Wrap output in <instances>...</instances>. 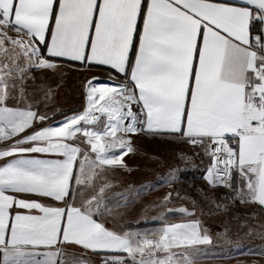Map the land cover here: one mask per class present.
<instances>
[{
    "label": "crops",
    "instance_id": "0c3cea01",
    "mask_svg": "<svg viewBox=\"0 0 264 264\" xmlns=\"http://www.w3.org/2000/svg\"><path fill=\"white\" fill-rule=\"evenodd\" d=\"M53 2L16 0L17 14L10 17L12 0H0L5 12L0 21L22 39V51L25 45L34 51L30 65L26 61L15 63L14 77L11 67L5 70L0 62V144H4L0 147V264H105L106 258L139 264H264L257 256L235 263L232 253H219L199 221L185 218L191 215L176 210L177 206H161L155 200L162 198L154 194L139 204L126 197L118 200L124 194L120 191L113 198L114 205L104 206L74 191L76 176L87 163L80 158L85 150L73 136L60 137L53 121H43L54 110L58 88L66 77L76 76L77 87L90 83L93 91L107 83L95 82L97 78L124 83L123 75L97 65L125 67L137 5L135 0H121L119 6L113 0H100L97 9L95 0H58L52 18ZM232 8L236 11H229ZM166 11L180 18L185 31L179 52L163 57L169 67L168 119H153L152 126L173 128V135L185 138L228 136L237 156V185L246 189L251 201L264 212V134L250 126L258 115L251 97L262 87L253 66L262 62L263 56L251 48L255 35L248 29L249 10L211 0L198 4L176 0ZM224 17L229 18L227 22ZM201 24L204 31L196 68L199 82L193 84V99L185 114V90ZM42 44L47 56L68 61L42 57ZM228 68L231 72H226ZM206 75L213 84L210 99L203 93ZM22 83L24 90L36 86V93L14 89L13 94H7L8 88H19ZM127 85L132 103L135 94L132 84ZM113 199L106 196L104 200L111 203ZM13 206L18 209L11 214L17 232L5 235L3 228ZM118 207L120 211H112ZM158 215L164 219H155ZM20 239L28 242L16 243ZM17 249L23 255H16Z\"/></svg>",
    "mask_w": 264,
    "mask_h": 264
},
{
    "label": "rangeland",
    "instance_id": "374dc122",
    "mask_svg": "<svg viewBox=\"0 0 264 264\" xmlns=\"http://www.w3.org/2000/svg\"><path fill=\"white\" fill-rule=\"evenodd\" d=\"M22 46L16 32L0 21V62L5 70L11 67V77L15 63L34 62L31 57L34 51L27 45L22 51ZM114 80L112 87L104 83L93 91L90 83L77 87L76 76L66 77L58 88L54 110L43 121H53L52 125L60 129V137L73 136L85 150L80 158L87 163L76 176L74 191L93 197L104 206L114 205L113 198L120 191L124 194L118 200L126 197L139 204L154 194L162 198L156 203L177 206L176 210L191 215L185 218L199 221L212 246L219 253H232L235 263L249 256H257L264 262V212L243 187L237 185L228 190L230 187L212 186L207 141L173 134L163 138L146 134L139 119L128 116L132 110L128 85L122 90L123 81ZM23 86L22 83L6 92L10 95L15 89L36 93V86H28L26 90ZM106 196L113 201L104 200ZM112 211H120V207ZM155 219L164 217L158 215Z\"/></svg>",
    "mask_w": 264,
    "mask_h": 264
},
{
    "label": "snow or ice",
    "instance_id": "6c2138e0",
    "mask_svg": "<svg viewBox=\"0 0 264 264\" xmlns=\"http://www.w3.org/2000/svg\"><path fill=\"white\" fill-rule=\"evenodd\" d=\"M114 4L119 6L121 0H113ZM201 0H193V4L200 3ZM214 4L240 6L248 9V29L250 34H254L257 38L258 47L264 46V0H211ZM16 0H12L13 10L8 13L11 17L16 15ZM58 0H54L51 16L56 15V4ZM137 12L134 23L131 28L130 39L128 40L126 54L124 55L125 67L117 69L115 65L100 64L99 66L107 67L110 71H116L117 75H123L125 81L121 84L123 90L127 84H132V92L135 98L132 101L131 111L128 116L132 119H139L141 126L145 123L149 125L142 130L150 133L154 138H163L175 133V129L164 126H152L153 119L163 122L168 119L169 115V89L170 81L166 76L169 71L168 65L164 63L163 57L170 53H178L180 50V37L185 31V27L179 17L173 16L166 11L168 4L176 5V0H135ZM95 6L98 9L100 0H95ZM229 11L235 12L232 8ZM5 16L4 9L0 7V19ZM228 17H224L225 22ZM95 12L92 17V25H95ZM51 19L49 20V29L51 28ZM217 30L223 31L220 25H214ZM204 25L199 26V35L197 37V45L193 52V63L189 69L188 85L185 90L184 113H187L189 103L192 101L193 84L199 82L196 75L197 64L199 63V45L203 37ZM92 31H89V39H91ZM198 60V62H197ZM72 63L77 61L72 60ZM231 72V69H226ZM95 82L116 83L115 81H103L97 78ZM213 84L211 79L206 75L203 84V93L206 99H210ZM18 211L13 206L9 209L8 223L4 225L5 235L9 231L16 233L17 227L12 224V213ZM3 241L0 240V243ZM28 241L20 239L16 243H27ZM16 255H23L17 249ZM6 254V260H7ZM16 264H19L17 261ZM27 264V261H25ZM48 264V262H41Z\"/></svg>",
    "mask_w": 264,
    "mask_h": 264
},
{
    "label": "built area",
    "instance_id": "2783aa9c",
    "mask_svg": "<svg viewBox=\"0 0 264 264\" xmlns=\"http://www.w3.org/2000/svg\"><path fill=\"white\" fill-rule=\"evenodd\" d=\"M256 36L253 38L251 48L260 52L263 56L262 62H255L254 74L262 79L261 89L251 97V106L258 113L257 117L250 122L254 132L264 134V46L258 47ZM201 141V139H196ZM209 145L208 152L212 164L211 183L216 189H226L231 185L238 163L235 150L230 138L226 135H218L205 139ZM4 144H0V147ZM106 264H139L138 261L124 258H106Z\"/></svg>",
    "mask_w": 264,
    "mask_h": 264
},
{
    "label": "trees",
    "instance_id": "16d2710c",
    "mask_svg": "<svg viewBox=\"0 0 264 264\" xmlns=\"http://www.w3.org/2000/svg\"><path fill=\"white\" fill-rule=\"evenodd\" d=\"M40 55L42 56V57H44V58H46V59H52V60H56V61H64V62H66V61H68V60H65V59H62V58H57V57H50V56H47L46 54H45V46H44V44H42L41 46H40ZM76 64H77V62H76ZM98 67H102V66H99V65H97ZM235 187H237V173L235 172L234 173V175H233V178H232V181H231V186H230V188L228 189V190H233V189H235ZM227 193H229L228 191L227 192H224V194H226L227 195ZM141 225H143V224H141Z\"/></svg>",
    "mask_w": 264,
    "mask_h": 264
}]
</instances>
